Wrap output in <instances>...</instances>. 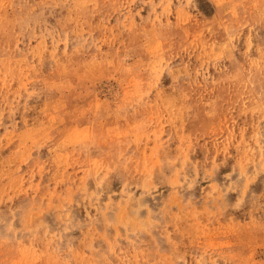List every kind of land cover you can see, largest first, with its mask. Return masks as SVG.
I'll return each mask as SVG.
<instances>
[{"label": "rangeland", "instance_id": "374dc122", "mask_svg": "<svg viewBox=\"0 0 264 264\" xmlns=\"http://www.w3.org/2000/svg\"><path fill=\"white\" fill-rule=\"evenodd\" d=\"M0 264H264V0H0Z\"/></svg>", "mask_w": 264, "mask_h": 264}]
</instances>
